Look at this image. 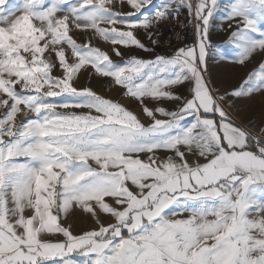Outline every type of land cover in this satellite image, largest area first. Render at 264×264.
<instances>
[{
	"label": "snow or ice",
	"instance_id": "obj_1",
	"mask_svg": "<svg viewBox=\"0 0 264 264\" xmlns=\"http://www.w3.org/2000/svg\"><path fill=\"white\" fill-rule=\"evenodd\" d=\"M153 5L0 0V264H264V120L239 119L264 96V0L221 17L237 55L217 50L218 66L261 56L234 87L209 66L219 0ZM185 22L194 41L157 53L161 25ZM83 72L140 113L77 87ZM77 210L97 227L74 233Z\"/></svg>",
	"mask_w": 264,
	"mask_h": 264
},
{
	"label": "rangeland",
	"instance_id": "obj_2",
	"mask_svg": "<svg viewBox=\"0 0 264 264\" xmlns=\"http://www.w3.org/2000/svg\"><path fill=\"white\" fill-rule=\"evenodd\" d=\"M162 2L163 0H154L153 7L159 6ZM231 2L232 0H219V10L216 12L213 19L211 34L214 48L212 50V53H210V56L212 58L210 59L209 66L211 73L216 79L217 83L223 85L224 87H234L240 84L246 77V74L249 72V70L254 68L257 62L261 60V56L257 55L253 58L251 63L247 64L246 67H240L239 65H236L232 62L221 63L218 66L217 58L213 55V53H215L217 50L223 49L225 55L233 58L237 55V50L235 49V47L228 42V37L232 30L228 27V25L231 22L221 19V17L226 14ZM9 3L19 7L23 3V0H9ZM114 10L127 12L129 11V7L126 3L123 5L117 3ZM181 20H184L183 15L181 16ZM169 29H172V31H169ZM161 30L166 34L163 37L165 43L161 47H158L156 49V52L159 54H165L166 52L171 51V48L167 43L168 41H171V45L175 47L176 45L181 43L191 44L195 39L194 29L186 22L183 27L175 26L171 23L162 24ZM73 34L80 43L88 40L90 35L83 32H76ZM93 44L100 47L102 50H111L110 43L104 41L103 39H93ZM133 54L137 56H143L145 58H150L147 53H144L140 50H136ZM112 58L113 60L119 61V58L115 57V55H113ZM76 86H91L99 95L117 101L122 105L129 107L136 113H140L141 111V106L138 104V102L130 97L123 95L124 90L122 88L113 86L111 80L108 78H89L88 73L83 72L79 80L77 81ZM180 91H184V89L181 88ZM167 107L171 109L174 108V105L169 104L167 105ZM240 107L242 108V111L239 115V119L241 121L246 122L248 120H251L253 121V123L259 124L261 120H264V96L257 95L254 96L250 101H241ZM100 218L105 223L111 222L110 219L105 215H101ZM65 223L70 224L71 230L76 234L97 227L94 219L90 215L82 214L79 210L72 213L65 221ZM75 258L81 259L80 257Z\"/></svg>",
	"mask_w": 264,
	"mask_h": 264
}]
</instances>
